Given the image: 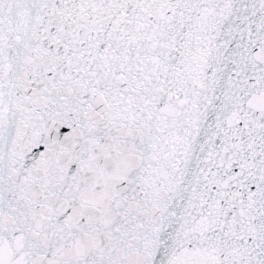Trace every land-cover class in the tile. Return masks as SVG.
Returning a JSON list of instances; mask_svg holds the SVG:
<instances>
[{
    "label": "snow or ice",
    "instance_id": "6c2138e0",
    "mask_svg": "<svg viewBox=\"0 0 264 264\" xmlns=\"http://www.w3.org/2000/svg\"><path fill=\"white\" fill-rule=\"evenodd\" d=\"M0 264H264V0H0Z\"/></svg>",
    "mask_w": 264,
    "mask_h": 264
}]
</instances>
